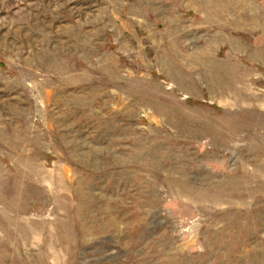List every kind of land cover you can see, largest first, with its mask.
Segmentation results:
<instances>
[{
    "label": "rangeland",
    "instance_id": "obj_1",
    "mask_svg": "<svg viewBox=\"0 0 264 264\" xmlns=\"http://www.w3.org/2000/svg\"><path fill=\"white\" fill-rule=\"evenodd\" d=\"M0 264H264V0H0Z\"/></svg>",
    "mask_w": 264,
    "mask_h": 264
},
{
    "label": "bare ground",
    "instance_id": "obj_2",
    "mask_svg": "<svg viewBox=\"0 0 264 264\" xmlns=\"http://www.w3.org/2000/svg\"><path fill=\"white\" fill-rule=\"evenodd\" d=\"M219 85V84H218ZM220 94V93H219Z\"/></svg>",
    "mask_w": 264,
    "mask_h": 264
}]
</instances>
